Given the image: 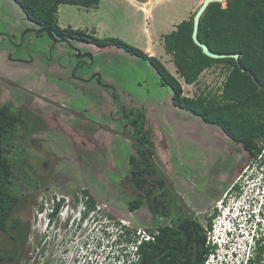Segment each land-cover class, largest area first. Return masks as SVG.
Instances as JSON below:
<instances>
[{
	"label": "rangeland",
	"instance_id": "rangeland-1",
	"mask_svg": "<svg viewBox=\"0 0 264 264\" xmlns=\"http://www.w3.org/2000/svg\"><path fill=\"white\" fill-rule=\"evenodd\" d=\"M138 1L145 0H100L96 9L60 5L56 18L60 27L86 30L100 39L117 38L142 51L148 47L147 54L151 53L149 56L158 59L181 83L184 96L194 97L200 91L215 92L220 88L224 79L221 66L204 71L195 84L186 85L176 75L171 57L163 49L162 36L173 30V24L177 25L183 20V14L186 17L183 10L190 0H148L147 5ZM16 24L18 32L23 29L22 34H25L26 27L38 28L25 18L15 2L0 0V26H11L8 29L11 33ZM45 42L46 40L43 41ZM76 46H84L86 49L81 52L89 53L84 58L88 71L79 67L73 72L74 76L80 78V74L85 72L88 77H96L88 83L71 79L78 86V93L72 95L70 103L78 107V110L79 107L81 111L86 110L83 113L86 119L64 118L75 132H70L64 125L61 131L50 119L41 120V127L44 129L33 136L24 135L23 128L19 127L22 137L12 141L9 158L16 166L15 192L22 198L28 180L33 181L39 177L50 181L67 179L73 183L72 188L76 193L86 192L95 203L105 206L112 216L123 218L133 227H146L150 230L152 219L150 220L147 212L144 192L137 190L129 181L132 168L129 158L134 157L138 162L140 148L135 139L130 142L119 134L109 132L115 130L120 133L124 130L132 137L135 130L125 129V119L122 118L124 113L127 115L130 111L145 118L146 146L152 151V165L160 174L171 179L179 177L183 181L188 178V182L193 183L192 186L195 183H206L201 197L210 206L205 207L207 212L204 216L212 213L211 207L219 205V202H215L222 192L208 188L210 183L226 179V183L222 185V189H225L240 174L241 168L235 172L240 163L251 162L255 165L258 159L264 160V152L261 151V158L252 159L218 127H208L196 116L173 106L171 90L160 86L155 70L146 61L114 47H98L81 42H77ZM71 54V51H48L45 68L39 66L41 69H35L39 74L46 70L54 85L59 81L61 73H65L68 81V73L74 70L77 63L76 56ZM0 64L4 70L15 67L5 56H0ZM32 77L29 75L26 78ZM41 86H44L43 82ZM87 88H91L88 94ZM80 92L83 93L82 96ZM4 96H0V103L5 99ZM258 144L264 151V141ZM250 169L240 177V186L245 187L243 195L252 192H247L249 183L243 182ZM183 198L186 199V196ZM136 199L142 201L141 207L129 211L127 204ZM187 200L193 205L196 203L192 197ZM232 213L229 212V217L224 222L221 220L220 226V219H214L217 224L214 235L217 236L222 231L224 234L220 235L221 239L224 235L228 238L225 249L234 242L242 241L241 237L244 236L241 227L236 225L235 214ZM24 214L20 204L12 218L18 219L22 224ZM21 234V231L12 230L0 233V253L16 258L14 262L5 261L1 264H22L23 252L19 248Z\"/></svg>",
	"mask_w": 264,
	"mask_h": 264
},
{
	"label": "trees",
	"instance_id": "trees-1",
	"mask_svg": "<svg viewBox=\"0 0 264 264\" xmlns=\"http://www.w3.org/2000/svg\"><path fill=\"white\" fill-rule=\"evenodd\" d=\"M32 23L49 31L72 36L79 41L98 47H114L130 56L146 61L156 72L160 86L171 90L173 106L199 118L206 126H216L233 143L256 159L261 153L260 141H264V0H223L209 3L199 19L198 40L217 54H237L238 59H211L202 54L192 41L193 12L180 22L175 30L162 37V46L175 67V73L186 85H193L206 70L221 66L224 79L215 92L200 91L194 97L183 94L181 83L171 75L155 57L149 56L117 38H97L92 33L79 29H61L57 22L60 5L97 8L100 0H12ZM133 138L140 148L139 160L130 157L132 164L129 181L135 188H142L148 210L161 212L160 195L143 188L146 179L157 176V183L164 191L167 188L152 165V151L146 146L145 118L133 111L124 113ZM19 116L7 107L0 108V233L20 231L19 222L12 219L21 204V196L15 192L16 166L9 158L12 141L21 137ZM144 163V164H143ZM128 178V177H127ZM126 178V179H127ZM156 180L153 179L152 183ZM86 193V192H84ZM158 197L155 202V197ZM163 197H161L162 199ZM91 204H93L91 200ZM140 199L127 204L129 211L138 209ZM14 239H17L16 237ZM205 237L188 234L187 249L183 254L181 241L171 235L168 227L159 229L155 243L142 247L139 264H203L209 251L204 248ZM196 245L195 251L193 247ZM193 252L195 258L192 260ZM14 256L0 253V264L11 261ZM264 244L257 248L255 258L248 264H263Z\"/></svg>",
	"mask_w": 264,
	"mask_h": 264
},
{
	"label": "flooded vegetation",
	"instance_id": "flooded-vegetation-1",
	"mask_svg": "<svg viewBox=\"0 0 264 264\" xmlns=\"http://www.w3.org/2000/svg\"><path fill=\"white\" fill-rule=\"evenodd\" d=\"M7 25L0 26V29L2 28V31H0V56H5L15 67L5 68L4 70L0 64V96L5 95V99L0 103V108L7 107L19 116L23 122L21 127L24 130V135L28 137L42 132L44 128L41 127V120L46 121L47 119L54 121L56 123V128H61L64 125L70 132H75L74 128L70 127V125L64 121V118L68 116L70 118L75 117L80 120H85L86 118L83 113L86 112V110L81 111V107H79L80 110H78V107H74L75 105L70 103L72 95H77L78 93V86L75 85L71 79L76 78L82 83H88L89 80L96 79L95 76L88 77L85 72L82 75L80 74V78L75 77L73 73L79 67L82 70L85 69L86 72L88 71L86 67L87 62L84 58L87 57L89 53L81 52L86 49L84 46V48L76 46L77 42H81V44L85 45L87 42L79 41L72 36H65L62 33L49 31L39 25H37V29L26 27L25 34H22L23 29L18 32V26L16 24L14 26L15 32L13 30L10 33L8 29L11 26L7 27ZM60 28L67 29L70 27ZM27 32L28 34H26ZM29 34H31V36H29ZM45 40L46 42L43 43ZM57 44L62 46L57 47ZM67 46H70V48ZM48 51H71L72 54L76 56L75 61L77 63L74 65V70L68 73V81L65 73H61L58 77L59 81L54 85L48 77L49 75L47 76L46 70L40 74L36 71L35 68L39 66L45 68V63L48 60V57H46ZM41 67L39 68L41 69ZM29 75L33 77L27 79L26 77ZM42 82L44 86H41ZM97 83H99L98 80ZM105 87L107 86L105 85ZM90 89L91 88L86 89V94L91 91ZM80 95L82 96L83 93L80 92ZM122 118L125 119V129H130L126 117L123 116ZM59 120L61 121V125L59 124ZM62 130L63 128H61V131ZM106 130L109 131V129ZM122 131L123 132L120 133L115 130L109 132H111V134L112 132L119 134L121 137H123L122 135H127L126 140L130 142L134 140L130 134H126L127 132L124 130ZM240 168V174L235 176V180L227 188L222 189V185L226 183V179H219V181L208 185V188L222 191L219 200L215 202V204L219 202L220 207L217 205L211 207L213 211L208 216H204V214L207 212L206 208L210 206V204L206 205L204 199L201 197V193L205 190L206 183H195L192 186L191 184L193 183L188 182V178L184 181L179 177H173L171 179L168 176H163L156 169L157 174L168 190L167 192L164 191L163 187L157 183V176L155 175H151L146 179L147 183L142 185L143 188L151 189L153 195L155 194L163 197L162 199L160 197V201L158 202L162 209L160 213H151L146 205L150 220L152 219V226L149 228L150 231L155 234L152 243L156 242L159 236V229L168 227L171 231V235L175 236V238L177 237V239L181 241V251L184 254L187 249L189 232L192 231L193 234H198L199 237H205V231L211 230L214 219L217 217L220 219V226L221 220L224 219L222 213H225V209H231L233 204L239 201L244 193L243 189L245 187L240 186V177L242 173H246L247 170L251 168L249 174L244 177L245 181H243L245 184L249 183L247 192H251L255 189L257 180L264 177V160H259L255 165H252L251 162L247 164L240 163L235 172ZM153 179L156 180L155 183H152ZM72 184L73 183L69 182L67 179L50 181L46 180L45 177H39L33 181L28 180L25 184V193L23 198L21 197V204L25 213L24 220L21 224L18 219H14L19 222L20 231L22 232L19 239V248H22L23 252L22 264L66 263V257L68 255L65 235L67 224L71 219V215L73 214V216H76L77 212L80 210L78 193L73 190L72 186L74 185ZM250 186L253 188L249 189ZM136 189L143 191L142 188ZM82 194L89 195L84 192ZM183 196H186V199H184ZM189 197H192V200L196 202L195 205L188 202L187 199ZM53 198H57L56 205L52 213H48L45 203ZM157 199L158 197L156 196L154 199L155 202ZM182 202L184 205H182ZM90 204L91 200L87 202L88 206ZM204 204L206 206H204ZM64 209L68 210L66 222L63 221L60 216ZM38 213L40 214L39 218H37ZM198 215L202 217L199 218ZM12 232L15 231L12 230ZM9 236L15 238L14 235ZM204 248L208 250L209 253L214 250V248L207 249L205 245ZM193 255L195 258L194 252ZM15 260L16 258L14 257L11 261L14 262ZM192 260H194L193 256Z\"/></svg>",
	"mask_w": 264,
	"mask_h": 264
},
{
	"label": "built area",
	"instance_id": "built-area-1",
	"mask_svg": "<svg viewBox=\"0 0 264 264\" xmlns=\"http://www.w3.org/2000/svg\"><path fill=\"white\" fill-rule=\"evenodd\" d=\"M261 151L264 152L262 148ZM56 199L45 203L48 213L54 210ZM78 199L80 210L76 216L71 215L65 232L68 249L65 264H139L142 247L151 244L155 234L146 227H133L123 218L112 216L90 195L78 194ZM89 200L93 204L88 206ZM67 211L64 209L60 214L65 222ZM229 212L235 214L236 225L243 230V240L225 249L228 238L214 235L217 224L213 222L211 230L206 231L204 245L207 249L215 248V245L218 248L210 251L203 264H248L255 258L257 248L264 244V177L257 180L251 193L242 195L230 210L225 209V213ZM231 226L234 228L233 223Z\"/></svg>",
	"mask_w": 264,
	"mask_h": 264
},
{
	"label": "water",
	"instance_id": "water-1",
	"mask_svg": "<svg viewBox=\"0 0 264 264\" xmlns=\"http://www.w3.org/2000/svg\"><path fill=\"white\" fill-rule=\"evenodd\" d=\"M223 0H203L202 3L200 4V6L197 8V10L194 13L193 16V29H192V41L193 43L199 47L201 49V52L203 55H205L206 57H209L211 59H223V58H233L235 60L238 59V55L237 54H231V55H227V54H217V53H213L211 52L208 47L201 43L198 38H197V31H198V26H199V19L201 17V15L203 14L204 10L206 9L207 5L209 3L212 2H222ZM125 139H127V135H122ZM132 140V139H131ZM134 141V140H133ZM182 205L183 202H182ZM186 212V209H185ZM196 249V246H194V251ZM193 259H194V255H193Z\"/></svg>",
	"mask_w": 264,
	"mask_h": 264
},
{
	"label": "crops",
	"instance_id": "crops-1",
	"mask_svg": "<svg viewBox=\"0 0 264 264\" xmlns=\"http://www.w3.org/2000/svg\"><path fill=\"white\" fill-rule=\"evenodd\" d=\"M137 1V0H136ZM202 1L203 0H190V2L188 3V5L186 6V8H185V10H183V11H185V13H186V17L184 18V14H183V20H186L187 19V17H188V15L191 13V12H194L196 9H197V7H199L200 6V4L202 3ZM100 2V1H99ZM223 2V1H222ZM221 2V3H222ZM138 3H141L142 5H147L148 4V0H145V1H142V2H140V1H138ZM224 3V2H223ZM98 7V6H97ZM183 8V7H182ZM88 9H91V8H88ZM94 9H96V8H94ZM182 20V21H183ZM181 21V22H182ZM179 24V23H178ZM177 24V25H178ZM176 25V23L175 24H173V27H172V29L173 30H175V27L177 26ZM172 30V31H173ZM86 31V30H85ZM94 34V33H93ZM164 36V35H163ZM162 36V37H163ZM148 47H145L144 49H143V52L144 53H146L147 54V51H148ZM151 53H149V55H150Z\"/></svg>",
	"mask_w": 264,
	"mask_h": 264
},
{
	"label": "clouds",
	"instance_id": "clouds-1",
	"mask_svg": "<svg viewBox=\"0 0 264 264\" xmlns=\"http://www.w3.org/2000/svg\"><path fill=\"white\" fill-rule=\"evenodd\" d=\"M230 210V209H229ZM224 215V219L222 220V222H224L226 219H228L229 214L227 213H222ZM222 224V223H221ZM224 234V232L220 231L219 234L217 235L218 238H221L220 235ZM215 247H217V245H215ZM218 264V263H217Z\"/></svg>",
	"mask_w": 264,
	"mask_h": 264
}]
</instances>
